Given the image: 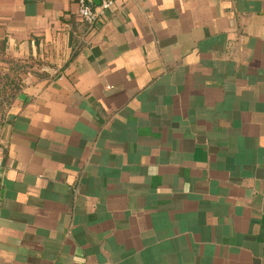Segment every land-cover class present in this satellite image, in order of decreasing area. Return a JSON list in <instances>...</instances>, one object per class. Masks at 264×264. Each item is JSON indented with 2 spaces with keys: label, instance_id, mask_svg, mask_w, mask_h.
<instances>
[{
  "label": "crops",
  "instance_id": "1",
  "mask_svg": "<svg viewBox=\"0 0 264 264\" xmlns=\"http://www.w3.org/2000/svg\"><path fill=\"white\" fill-rule=\"evenodd\" d=\"M0 153V264H264V0H0Z\"/></svg>",
  "mask_w": 264,
  "mask_h": 264
},
{
  "label": "built area",
  "instance_id": "2",
  "mask_svg": "<svg viewBox=\"0 0 264 264\" xmlns=\"http://www.w3.org/2000/svg\"><path fill=\"white\" fill-rule=\"evenodd\" d=\"M94 1L97 5H93ZM114 0H76L78 16L89 25H92L96 20L108 11ZM0 153V166H1Z\"/></svg>",
  "mask_w": 264,
  "mask_h": 264
}]
</instances>
